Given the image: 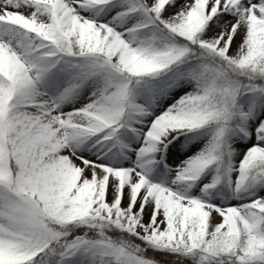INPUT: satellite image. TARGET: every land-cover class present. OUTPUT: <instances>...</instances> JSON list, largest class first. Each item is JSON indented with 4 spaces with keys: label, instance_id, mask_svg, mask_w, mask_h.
Instances as JSON below:
<instances>
[{
    "label": "snow or ice",
    "instance_id": "6c2138e0",
    "mask_svg": "<svg viewBox=\"0 0 264 264\" xmlns=\"http://www.w3.org/2000/svg\"><path fill=\"white\" fill-rule=\"evenodd\" d=\"M0 264H264V0H0Z\"/></svg>",
    "mask_w": 264,
    "mask_h": 264
}]
</instances>
